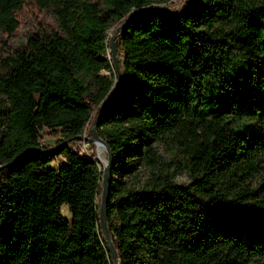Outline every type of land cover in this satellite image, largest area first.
<instances>
[{"label": "trees", "instance_id": "16d2710c", "mask_svg": "<svg viewBox=\"0 0 264 264\" xmlns=\"http://www.w3.org/2000/svg\"><path fill=\"white\" fill-rule=\"evenodd\" d=\"M49 1L0 0L6 35L22 8L33 14L21 44L0 46V264H112L94 145L82 141L87 155L69 143L111 96L115 80L99 73L114 70L107 31L168 0H57L56 24L37 17ZM144 16L154 28L140 26ZM259 18L264 0H191L174 15L143 14L118 34L123 83L97 131L121 175H135L134 156L149 167L135 185L109 175L106 224L119 264H264V203L256 199L264 180L261 190L248 184L264 165V95L253 103L259 111L245 105L203 116L179 93L196 88L200 102L211 72L258 51ZM182 33L200 43L197 60L183 58ZM155 137L177 148L185 184L160 162Z\"/></svg>", "mask_w": 264, "mask_h": 264}, {"label": "rangeland", "instance_id": "374dc122", "mask_svg": "<svg viewBox=\"0 0 264 264\" xmlns=\"http://www.w3.org/2000/svg\"><path fill=\"white\" fill-rule=\"evenodd\" d=\"M186 3V0H168L163 3H157L156 1L151 2L150 4L141 7L140 9H150L153 7H160L163 10L174 12L182 8ZM56 4L57 0H50L48 3V8L45 11L37 14L43 22L56 24L57 13H56ZM131 15L132 12L130 11ZM20 24L17 29L11 34L6 35L0 30V46L1 41L4 39L10 46H17L22 43L23 37L32 30V20L33 14L30 11L29 7L22 8L19 12ZM259 23L262 24L263 35L259 38L258 41V51H255L252 54H238L236 58L231 59L228 67L221 72L220 70H215L210 73L209 77L202 82V99L200 102L197 101V91L196 88L193 91H188V93H183L179 89V93L185 97L190 96L195 109L203 116H208L210 113H214L218 110H226L229 107H233L237 111L238 108L245 109L246 106H250L252 110H258L259 107L253 105L260 101L261 97L264 95V18L258 19ZM156 22L154 19H150L148 16H144L141 19L140 26L143 28H154ZM119 25V24H118ZM117 25V26H118ZM114 28H110L107 33L108 36L114 32ZM189 36L186 33H182L179 36V40L182 47V56L187 62H192L197 60L201 56V45L198 42L197 44L189 43ZM118 36H116L117 42ZM116 54L118 56L119 65L121 68V49L118 44L116 47ZM107 55H110L109 47L107 49ZM102 76L110 77L112 80L116 79L114 70H100L99 72ZM185 89V88H184ZM246 105V106H245ZM7 111V103L0 94V120L3 121L5 118V113ZM93 120V119H92ZM91 125H86L83 130V137L88 139L91 137ZM41 133L47 132L45 128L40 129ZM50 143H54L56 139H49ZM93 144V143H92ZM72 150L82 149L87 155L89 152L84 150L82 139L73 141L69 143ZM94 145V144H93ZM152 147L155 149L156 154L160 160L167 165V168L172 175V179L178 184H185L187 182V177L185 170L181 166L180 154L177 148H173L168 141L164 140L161 137H155L151 143ZM94 154L98 159L100 164V156L98 151L97 144L94 145ZM106 151H103V158L106 163ZM264 160V157H263ZM59 160L50 164L55 167ZM131 164L136 167L135 175L131 178L127 177V174L121 175L119 168L115 169L111 166L110 174L114 180H125L130 183V185H135L136 180L145 181L147 173L149 171L148 165L140 159V156H134L130 158ZM262 167V168H261ZM260 168L255 169V176L250 178L248 181L249 188L251 190H261V183L264 180V165L261 164ZM100 168V167H99ZM103 168H100L102 170ZM114 171V172H112ZM256 199L264 203V192H259L256 194ZM65 207L69 213V208L66 205ZM60 207V213L62 217L68 218L66 216L64 208Z\"/></svg>", "mask_w": 264, "mask_h": 264}, {"label": "water", "instance_id": "95a60500", "mask_svg": "<svg viewBox=\"0 0 264 264\" xmlns=\"http://www.w3.org/2000/svg\"><path fill=\"white\" fill-rule=\"evenodd\" d=\"M190 4H191V0H186L185 5L182 8H180L179 10L174 11V12H169V11L163 10L160 7H153L150 9H144L138 14H133L131 16H128L118 26H116L114 32L110 35L109 40H108V47L110 50L109 56H110L112 64H113V69L115 71L116 79H115V83L113 85V90L111 92V96L105 101V103L102 105L98 114L92 120L91 137L88 138V140L91 143H93L94 145H96L97 141L102 143L104 150L106 151V154H107L106 163H105V165L102 169V173H101V195H100L98 214H99V224H100V227L102 230L103 240H104V242L108 248V252H109V255L111 257L112 264H119L118 257L116 254V250H115V248H114V246L110 240L109 231H108V227L106 224V204H107V195H108V191H109L110 168L112 166V153H111V150H110L108 144L106 143V141L100 137V135L97 131V124H98L100 117L104 113L107 105L116 97V95L119 92L120 87L123 83V75H122L121 68L119 65L118 56L116 54V47H117L116 36L123 30V28L125 27V25L127 23H129L131 20H133L135 18L142 16L143 14H150V13L157 12V13H160L163 15L170 16V15H174V14H177L179 12H182L183 10L187 9L190 6ZM79 139H82V141L85 140V138L83 137L82 134L79 135Z\"/></svg>", "mask_w": 264, "mask_h": 264}, {"label": "bare ground", "instance_id": "6f19581e", "mask_svg": "<svg viewBox=\"0 0 264 264\" xmlns=\"http://www.w3.org/2000/svg\"><path fill=\"white\" fill-rule=\"evenodd\" d=\"M118 36V35H117ZM96 144H97V146H98V151H99V156H100V158H99V160H100V165H99V167L100 168H103L104 167V165H105V159L103 158V151H104V147H103V145H102V143H100V142H96Z\"/></svg>", "mask_w": 264, "mask_h": 264}]
</instances>
